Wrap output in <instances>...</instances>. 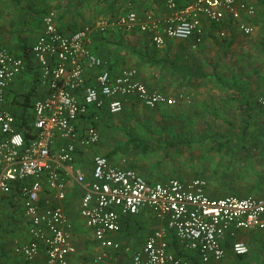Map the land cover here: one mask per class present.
I'll return each mask as SVG.
<instances>
[{"label": "built area", "instance_id": "1", "mask_svg": "<svg viewBox=\"0 0 264 264\" xmlns=\"http://www.w3.org/2000/svg\"><path fill=\"white\" fill-rule=\"evenodd\" d=\"M165 5L169 12L162 16L142 6L139 11L133 8L98 18L92 26L68 33L58 28L56 12L48 9L42 16V31L30 46L46 93L33 103L34 135L27 143L15 127L14 116L3 107L5 88L25 69V60L0 46V193L7 195L18 184L28 241L15 244L14 252L26 260H35L42 251L43 264H69L75 248L64 229L61 205L67 195V175L79 186V214L100 247L96 263L106 264L123 248L115 237L121 231V217L143 207L164 219L165 225L145 235L128 264H192L189 257L170 250L169 232L181 251L196 256L201 264H212L223 258L228 241L232 253L248 252L247 244L236 238L238 231L264 230V196L211 197L202 177L150 181L134 168L115 165L104 154L92 156L89 177L75 165L77 145L99 141V111L119 113L130 96L150 108L177 102L175 97L148 89L134 67H122L116 74L104 68L89 47L92 30L104 32L115 26L127 32L137 30L159 48L169 39H190L192 47L199 45L204 37L203 18L218 26L219 36L225 35L226 26L244 35L254 32L256 10L247 0H189L183 6L166 0ZM88 68L99 69L92 83L85 80ZM258 102L264 106V97ZM82 117L88 118L84 127Z\"/></svg>", "mask_w": 264, "mask_h": 264}, {"label": "crops", "instance_id": "2", "mask_svg": "<svg viewBox=\"0 0 264 264\" xmlns=\"http://www.w3.org/2000/svg\"><path fill=\"white\" fill-rule=\"evenodd\" d=\"M187 1L188 0H175V2L180 4ZM247 1L252 4L255 2V4H253V6L255 5L254 7H256V3L259 2L257 6L260 5L264 10V0ZM165 2L166 0H141V3H136L134 1L131 2V0H0V18L4 19L3 26L1 27L2 29H0V46H4L17 55L20 54L23 46L28 47L30 50V46L35 42L36 38L42 31V16L48 9H53L56 12L58 28L63 32L68 33L85 26H92L98 18L116 15L133 8L139 11L142 6L151 9L154 13H157L158 16H162L169 12ZM202 25L204 37L197 47L191 46L190 39H169L165 43V50H167L166 54H168V52L174 53L176 49H181V45L192 48L193 50L197 48L202 50L203 47L212 44V36H216V38L219 39L225 38V35L219 36L217 25L209 23L204 18L202 19ZM232 29H234L233 31L239 32L233 26H226L225 34L231 35L234 33L232 32ZM136 31L137 30L131 32L123 31L117 26L108 27L104 32L94 29L90 33L89 47L102 59L103 67L107 68L112 74H116L122 67H132L130 65H135L138 62L140 65H145L148 62L147 65L151 66L152 70L150 69L149 75L145 76L147 83L141 79L144 78V75L140 67H138V70L134 67L137 70V78L144 82L150 90H152V81L154 85L157 86L158 81L162 80L163 88L159 87L157 90L168 96L177 98V102L173 105L160 104L156 106L159 109H163L169 118L179 115L181 118L184 117L183 119H186L187 122H183L186 124L189 123L191 115H197L198 119H201L202 114L211 113L213 114V117L218 118V121L227 124L229 123L228 120H230V114H234L238 109V113H243V115H245V117L241 119V121H243L240 123L241 126L238 129L240 130L238 136L234 133V131H236L235 128H238L237 125L233 126L230 123L227 130L233 131L230 135H235L236 138L231 140L229 138L230 136H226L222 139H214V141L217 143L218 147L226 146L225 151H231V149L235 151L237 150L236 148H238L239 151L243 146L242 149L248 154L249 152L254 151V149H257L255 152L257 155L256 158L261 160L262 157H264V144L261 140H255V138L257 136V130H259V132L264 130V107L257 104V97L264 95V39L261 44L257 45V50L261 56L259 61H251L255 58L257 59V57L251 56L249 57V61H245L246 66H248L247 71L249 72V75L244 74L241 76L236 74L235 76H225L219 73L218 69H215L217 72H213L214 70L201 73L186 72V70L183 72L182 67H178L180 65L175 64V62L172 61H164L163 67L165 70H163V74L158 70L159 67L158 69L156 68L158 61H132V53L143 56L139 51L141 48L134 45V43L138 45L142 42L141 44L144 47L145 42H150L144 33ZM20 43H23L24 45L21 47ZM30 58L32 60V62H30L31 68H25L10 83H8L5 88L3 107L10 113L13 112L14 114H19L23 107L21 104L22 99L27 94L30 100V106L25 109L24 112L27 116V122L32 126L34 119L33 103L36 99L41 98L46 93V87L39 80L37 66L31 55ZM203 58L207 59L208 57L203 55ZM198 66H216L215 68H217L219 64L217 61H204L203 59V61H199ZM98 70V68L86 69L85 80L87 83L94 82ZM139 73L142 75H139ZM239 80H243L242 84L247 82L245 84V86H247H242V88L239 85ZM132 104L134 106L141 105L145 107L135 97L130 96L124 99L123 108L127 106L131 107ZM99 115L103 121L105 116L110 114L105 110H101L99 111ZM80 123L81 126L84 127V125L88 123V118L82 117ZM103 135L107 136L104 133V130L101 129L100 137ZM99 148H102V146ZM76 150L75 165L81 167L84 170L85 175L89 177L93 155L89 159V164L85 166V153L83 154L79 148ZM102 150H100L99 153L104 155L109 154V152L105 153V150ZM108 156L115 165L129 167L119 165L110 155ZM136 169L137 168H135V170ZM235 170V172L240 171L239 168H235ZM174 174H177L176 176H178L179 179L185 180L182 179L184 176L182 173L179 172L178 174L176 172ZM172 177L175 176L172 175ZM231 177V180L236 178V181H239L242 178L240 173H235V175ZM258 177H260V180L253 181L255 184L253 185L254 187H250V190L247 189L243 191L244 193L250 192L251 194L264 196V169L263 173H258ZM66 178L67 195L66 198L61 201L66 218L64 229L69 234L70 241L75 248V251L69 256V264H73L77 256V246H75V243L73 242L78 238L76 233H83V235H85L84 240L86 239L89 241L87 243V245H89L88 248L94 250L89 264H104L93 262L95 255L100 251V247L94 243L91 232L87 229L79 214L81 194L79 186L70 175H67ZM145 178L150 181L162 180L156 179V176L154 175L150 177L148 175V177ZM210 186L209 181L206 180L205 190L211 197H219L228 193H243L242 190L236 192L231 190L230 187L232 185H229L226 188L225 186H222L221 183L215 185V187ZM257 188H259V190H257ZM76 195L78 197L77 203H72L70 205L69 202L71 196ZM4 208L7 209V211H5L6 218H2V211ZM17 220H20V223L23 225L24 232L21 238H15L12 241L11 250L17 258H20V260H18V262H10L9 260H4L7 259L4 258L3 261L0 260V264H43L44 253L42 251L38 253L37 258L33 261L26 260L24 257L14 252L15 244L28 241L27 225L24 222L23 217V205L18 193V184L16 183L13 185V189L9 194L5 195L0 193V231L3 228H6L8 223H18ZM164 225L165 220L155 217L147 207L141 208L138 213L134 215L122 216L121 231L116 233L115 237L121 242L123 248L116 254L112 253V257L106 261V264H128L130 262L131 254L140 247L145 235L155 228ZM0 234L2 235L1 232ZM167 237L170 250H173L176 253V239L171 232L168 233ZM236 238L245 242L249 250L244 255H236L230 250V243L228 241L223 258H227L229 264L232 263L235 258H244L247 264H264V230H240L237 232ZM173 239L175 243H172ZM0 255H2L1 250ZM186 257H189L192 264H201L196 256L186 253ZM220 262L221 260L212 264H220Z\"/></svg>", "mask_w": 264, "mask_h": 264}, {"label": "rangeland", "instance_id": "3", "mask_svg": "<svg viewBox=\"0 0 264 264\" xmlns=\"http://www.w3.org/2000/svg\"><path fill=\"white\" fill-rule=\"evenodd\" d=\"M258 4L259 2L256 3L255 20L253 19L252 22L254 32L250 35H243L232 29L234 33L231 35L225 34L224 39L212 36V44L203 47L202 50L198 48L193 50L181 45V49H176L174 53L168 52V54H166L165 44L159 48L149 41L145 42L144 47L141 44L142 42L138 45L134 43V45L141 48L139 51L143 56L132 53V61H148L145 57L152 56L149 61H158L156 68L158 69L159 67L158 70L163 74V70H165L163 67L164 61H172L180 65L178 67H182L183 72L185 70L192 73L213 70V72H217L215 69H218L219 73L225 76H235L236 74L241 76L244 74L249 75L247 71L248 66H246L245 61H249L250 56L257 57V59L255 58L251 61H259L261 56L257 50V45L261 44L264 39V10L260 5L257 6ZM3 23L4 19L0 18V29H2ZM203 55H206L208 58H203ZM203 59L204 61H217L219 66L217 68H215L216 66L199 67V61H203ZM147 63L140 65L138 62L135 65H130L137 70L140 67L144 75V78L141 79L144 82L146 81L145 76L149 75L150 69L152 70L151 66H148ZM242 81L239 80V85L246 87L247 85L245 86V84L247 82L242 84ZM151 86L152 90L156 89L155 91H158L159 87L163 88V81H158V87L152 81ZM261 97H264V95L257 97V104L259 106L261 105L258 101ZM123 109L120 113L106 115L103 121L99 116V120L97 121L99 132L103 129L107 136L103 135L100 137L99 142L95 145H77V148L83 154L85 153V166L89 164V159L92 155L101 154L99 151L103 149L105 153L109 152L107 155H110L119 165L137 168L136 170L145 177H148V175L149 177L154 175L156 179L172 177V175L178 177L174 173L177 172L179 174L180 172L184 175L182 179L189 180V178L202 177L209 181L210 187H215L219 183L225 186V188L232 185L230 188L234 192L238 190H242V192L247 189L250 190L249 188H253V185H255L253 181L260 180L258 173H263L264 157L261 160L256 158L255 152L257 149L248 154L242 149L243 146L242 148L239 147L241 148L239 151L238 148L235 151L233 149L225 151L226 146L218 147L214 141V139H222L226 136H230L229 138L232 140L238 136L240 123L243 121L241 119L245 117L243 113H238V109L234 114H230V120H228L229 123L227 124L218 121V118L213 117L211 113L202 114L201 119H198L197 115H191L189 123L184 124L183 122H187L186 119H183L184 117L181 118L177 115L169 118L166 112L158 107L150 108L141 105L134 106L132 104L131 107L127 106ZM230 123L238 127L234 131L236 136L230 135L233 131L227 130ZM256 135L255 140H261L264 144V130L262 132L257 130ZM101 146L102 148H99ZM235 168H239L240 171L235 172ZM235 173L241 174V180L236 181V178L231 180V176L235 175ZM249 193L239 192L235 194L245 195ZM77 198V195L71 196L69 204H76ZM5 211L7 209L4 208L2 218H6ZM17 222L13 224L8 223L6 228L0 231L2 233V235L0 234L1 261L4 258H7L4 260H9L10 262H18L20 260L11 250L12 241L15 238H21L24 232V227L20 223V220H17ZM76 234L78 238L73 242L77 246V256L73 264H89L94 250L88 248L89 245L87 243L89 241L84 240L85 235L83 233ZM220 264H229V260L223 258ZM230 264H247V262H245L244 258H235Z\"/></svg>", "mask_w": 264, "mask_h": 264}, {"label": "trees", "instance_id": "4", "mask_svg": "<svg viewBox=\"0 0 264 264\" xmlns=\"http://www.w3.org/2000/svg\"><path fill=\"white\" fill-rule=\"evenodd\" d=\"M189 1V0H188ZM187 1V2H188ZM187 2H184V3H177V6H183L185 5ZM114 14V13H113ZM24 44L23 43H20V46L22 47ZM30 50L28 47H24L21 49L20 51V56L23 57V59L25 60V64H26V69H30L31 68V65H30V62H32L31 58H30ZM152 56H147L145 58L149 59L151 58ZM155 60V59H153ZM23 105L22 107V111L19 113V114H14L13 112L11 114H13L14 116V124H16V129L21 132V134L23 135V139H24V142L27 143L29 141L30 138L33 137L34 135V131L32 129V126L27 122V116L24 112L25 109H27L29 106H30V100H29V97L28 95L26 94L23 99H22V103ZM262 106V105H261ZM243 133V132H242ZM107 157H109L107 154H105ZM237 195V194H236ZM172 243H175L174 239H173V242ZM176 245V244H175ZM177 246V250H176V254L178 255H183V256H186V253L181 251L180 248H178V245Z\"/></svg>", "mask_w": 264, "mask_h": 264}]
</instances>
